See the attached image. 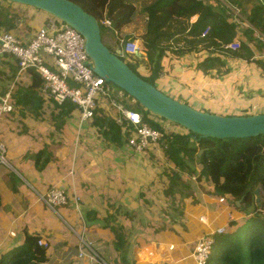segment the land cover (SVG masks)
<instances>
[{
	"label": "crops",
	"instance_id": "1",
	"mask_svg": "<svg viewBox=\"0 0 264 264\" xmlns=\"http://www.w3.org/2000/svg\"><path fill=\"white\" fill-rule=\"evenodd\" d=\"M200 1L236 26L237 41L250 26L251 8L261 2ZM50 18L32 7L0 0V32H10L23 41ZM135 18L114 34L106 31L104 44L116 52L121 37L133 32L141 35L143 18ZM253 37L254 41L246 43L252 57L221 56L225 66L219 73L204 74L198 67L206 58L220 56L216 50L199 49L182 56L167 51L154 86L195 110L214 115L264 113V14L260 31L253 29ZM140 59L145 61L144 56ZM133 62L148 77L145 63ZM31 85L29 71L19 72L12 57L0 55V97L8 93L12 107L0 121V142L6 150V165H0V264H10L21 252L24 227L49 244V260L37 264L85 263L76 259L77 217L67 212L62 216L58 210L56 214L38 198L53 187L68 196L79 191L83 220L86 214L96 216L87 225L91 229H86L85 240L97 245L109 264H195L192 248L197 239L243 217L241 202L216 196L208 180L197 182L195 176L183 174L195 187L187 183L190 190H169L164 168L157 166L159 147L137 154L126 143L107 145L88 129L78 135L74 118H64L60 127L58 109ZM172 129L185 134L178 127ZM161 166L170 164L162 158ZM113 233L123 240L120 252L114 254L100 239L101 235L113 239Z\"/></svg>",
	"mask_w": 264,
	"mask_h": 264
},
{
	"label": "trees",
	"instance_id": "2",
	"mask_svg": "<svg viewBox=\"0 0 264 264\" xmlns=\"http://www.w3.org/2000/svg\"><path fill=\"white\" fill-rule=\"evenodd\" d=\"M70 1L92 15L98 24L104 17L108 19L111 28L99 24L100 30L110 31L112 34L131 24L136 15L143 18L144 30L138 39L141 55L145 57L144 62L149 72L148 77L142 79L152 85H154L157 74L162 70L161 60L167 51L177 56L192 51L198 52L199 49L207 50L209 53L214 50L218 51L220 56L208 57L198 65L204 74L211 70L221 72L225 66V62L219 58L221 56L225 59L228 57L249 59L252 57V52L246 43L254 41L253 29L260 31L264 14V0H261L250 10L248 17L250 26L241 32L242 39L238 41L239 49L229 51L224 50L223 46L236 40V26L228 23L225 17L215 13L200 0ZM133 3L140 4V8L137 9ZM194 14L198 15L197 20L190 25L188 19ZM206 26H209V32L201 38V33ZM131 36L130 34L124 35L120 39L126 40ZM117 47H119V40ZM110 51L114 50L110 49ZM121 59L123 60L122 57ZM127 65L134 71L132 68L135 65L134 62H127ZM26 71L30 72L32 78L30 88L40 90L43 81L38 73L33 70ZM53 105L59 111L60 127L66 117L75 120V115L72 113L74 106L69 101L60 106L54 103ZM138 108L137 112L141 113L143 120L150 127L162 133L156 145V148L161 149V157H156V155L155 157L157 166L162 165V158L170 164L169 168L165 167L163 171V175L168 178L167 188L169 190H177V187L190 190V187L183 181V174H187L195 176L197 182H201L202 179L208 180L216 196H229L230 200L241 202L243 217L229 221L223 233L215 235L214 245L217 246L218 256L215 259L209 257L206 264L208 262L210 264H264V135L246 139L199 138L175 124L173 125L184 130L185 134L164 132L159 124L164 120L148 113L140 106ZM59 126L56 127L59 128ZM84 129H88L89 133L96 136L99 142L102 141L107 145L119 147L125 143L118 127L101 108L95 109L91 123ZM0 144L5 148L3 143L0 142ZM198 150H202V153L196 158ZM34 160L35 162L38 160V155L34 156ZM73 170H76V165L73 166ZM257 187L261 193L260 196L258 195L259 206L255 201L257 196L254 194ZM75 194L79 197L80 193L77 190ZM72 207V203L69 202L67 205L60 206L58 211L62 216L66 212L73 216ZM95 217V213L86 214L84 217L86 229L89 231L91 225L88 227L87 225ZM105 229L108 228H103ZM39 239H41L40 236L28 227H24L22 229V250L11 258L10 264H37L48 261L49 251L37 245ZM100 239L108 245L110 253L120 252L123 240L115 233H113V239L102 235Z\"/></svg>",
	"mask_w": 264,
	"mask_h": 264
},
{
	"label": "built area",
	"instance_id": "3",
	"mask_svg": "<svg viewBox=\"0 0 264 264\" xmlns=\"http://www.w3.org/2000/svg\"><path fill=\"white\" fill-rule=\"evenodd\" d=\"M197 17L198 15L194 14L188 19V23L193 24ZM99 24L111 28L110 21L105 17ZM208 32L209 26H206L200 37H205ZM119 45L121 57L126 63H131L136 57L141 56L138 41L132 38L119 39ZM239 47V42L234 40L223 46V49L235 51ZM0 55L12 57L19 72L33 70L38 73L43 81L40 93L44 98L57 106L66 101L74 106L78 135L91 123L95 109L101 108L118 127L121 137L135 153L141 154L155 147L161 139L162 133L150 127L143 120L141 113L125 105L127 101L120 99L121 91L118 93L119 96H115L109 88L110 84L93 74L91 62L84 51V39L77 31L56 18L51 17L45 26L39 27L26 41L10 32H0ZM11 111L9 94L6 93L0 97V121ZM159 124L164 132H173L172 128H175L167 121H161ZM5 152L4 146L0 144V165H6ZM38 198L56 214L60 206L72 203L73 212L79 220L80 231L75 233L78 239L76 249L78 262L109 264L103 258L100 248L93 242L85 240L86 226L81 214V200L75 192L68 196L63 189L53 187ZM223 201V198H219V202ZM223 231V228L215 229L193 243L192 258L195 264L207 263L215 243V235ZM37 245L44 249L49 248V244L43 239H39Z\"/></svg>",
	"mask_w": 264,
	"mask_h": 264
},
{
	"label": "water",
	"instance_id": "4",
	"mask_svg": "<svg viewBox=\"0 0 264 264\" xmlns=\"http://www.w3.org/2000/svg\"><path fill=\"white\" fill-rule=\"evenodd\" d=\"M40 10L69 25L84 39V51L94 75L122 91L148 113L178 125L199 138L246 139L264 135V113L247 116H219L193 109L156 89L132 71L104 44L97 20L70 0H2ZM202 150L196 154L200 156ZM254 194L258 196L260 189ZM260 205V198L255 199ZM239 202L237 203V205Z\"/></svg>",
	"mask_w": 264,
	"mask_h": 264
},
{
	"label": "rangeland",
	"instance_id": "5",
	"mask_svg": "<svg viewBox=\"0 0 264 264\" xmlns=\"http://www.w3.org/2000/svg\"><path fill=\"white\" fill-rule=\"evenodd\" d=\"M134 5H135V7L138 9V8H140V4H138V3H133ZM136 18H138V15H137V17ZM135 18V19H136ZM131 27V26H130ZM130 29V31L132 32V29L131 28H129ZM107 33V32H106ZM104 34H105V31H101V36L103 37L104 36ZM140 35H137V33L136 32H133L132 33V39L133 40H137L138 39V37H139ZM138 41H139V39H138ZM121 49V47H120V45H119V47H117V50H120ZM115 50V49H114ZM114 52V51H113ZM143 56H139V57H136V60H137V62L139 63V65L140 64H142L143 65V63L142 62H144L143 61V59H140L139 60V58H142ZM145 63V62H144ZM146 65V64H145ZM138 65L137 66H135V65H133L132 66V68L134 69V72L137 74V75H139L141 78H143V79H146L147 77H144L139 71H138ZM109 88L111 89V90H113L115 93H119L120 92V90L118 89V88H116V87H114V86H112V85H110L109 86ZM121 93H122V97L124 98V99H126L127 100V102L129 103H131V104H128V103H125V105H127V107L128 108H130V109H134L135 111H137V110H139V108H138V106H137V104H136V102H134L130 97H128L126 94H124L122 91H121ZM132 101V102H131ZM164 124V123H163ZM190 146H193V144H190ZM199 151V150H198ZM198 151H197V153H198ZM196 153V154H197ZM195 157H196V155H195ZM165 165H167V164H165ZM165 167H167V168H169V166H160V168H164L165 169ZM162 172H163V170H162ZM171 173V172H170ZM184 181V183H185V185H191V187H195L193 184H190V180L188 181V180H183ZM183 183V182H182ZM183 183V184H184ZM188 183V184H187ZM188 185V186H189ZM190 187V186H189ZM179 190H183V191H186V190H184L183 188H180V187H177ZM177 189V190H178ZM258 197V196H257ZM216 245H214L213 246V248H212V251H211V254H210V258H214L215 259V257L217 258V256H218V252H217V249H216ZM208 264H210V262H208Z\"/></svg>",
	"mask_w": 264,
	"mask_h": 264
}]
</instances>
